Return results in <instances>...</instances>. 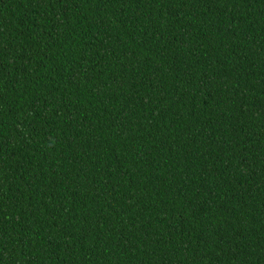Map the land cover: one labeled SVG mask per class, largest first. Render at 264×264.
I'll list each match as a JSON object with an SVG mask.
<instances>
[{"label":"trees","instance_id":"obj_1","mask_svg":"<svg viewBox=\"0 0 264 264\" xmlns=\"http://www.w3.org/2000/svg\"><path fill=\"white\" fill-rule=\"evenodd\" d=\"M0 264H264V0H0Z\"/></svg>","mask_w":264,"mask_h":264}]
</instances>
